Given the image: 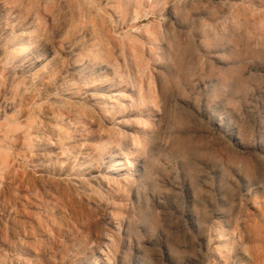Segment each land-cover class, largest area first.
I'll list each match as a JSON object with an SVG mask.
<instances>
[{"label":"rangeland","instance_id":"374dc122","mask_svg":"<svg viewBox=\"0 0 264 264\" xmlns=\"http://www.w3.org/2000/svg\"><path fill=\"white\" fill-rule=\"evenodd\" d=\"M0 264H264V0H0Z\"/></svg>","mask_w":264,"mask_h":264},{"label":"bare ground","instance_id":"6f19581e","mask_svg":"<svg viewBox=\"0 0 264 264\" xmlns=\"http://www.w3.org/2000/svg\"><path fill=\"white\" fill-rule=\"evenodd\" d=\"M10 45V49H11V52H13L14 54H18L19 53V51L20 50H23V49H25V48H27V44H26V42H24V41H18L17 42V40L16 39H13L12 41H11V43L9 44ZM29 76H30V74H29ZM32 76V75H31ZM219 126H221V125H219ZM235 132V131H234ZM234 132H229V133H227V134H229V135H231V137H235V133ZM236 138V137H235ZM42 148V147H41ZM53 154H59V151L58 150H53ZM112 170H116V168L117 167H123V163H119V164H117V163H113L112 164ZM58 182V181H57Z\"/></svg>","mask_w":264,"mask_h":264}]
</instances>
